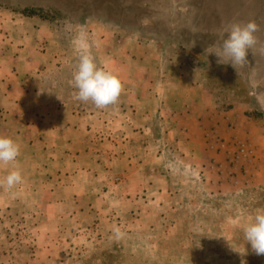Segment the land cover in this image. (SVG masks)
<instances>
[{
    "label": "rangeland",
    "instance_id": "obj_1",
    "mask_svg": "<svg viewBox=\"0 0 264 264\" xmlns=\"http://www.w3.org/2000/svg\"><path fill=\"white\" fill-rule=\"evenodd\" d=\"M24 8L42 9L47 17L31 18L50 27L60 61L43 88L52 80L51 88L75 105L72 111L124 109L130 99L124 92L105 108L77 100L73 74L81 45L105 71L106 48L129 43L178 58L195 80L210 85L212 102L222 101L229 114L221 131L205 132L206 150L215 157L205 171L173 150L167 205H158L153 189L127 199V190L115 189L99 205V219H77L49 191L1 189L0 264H264L244 233L264 214V0H0L7 16L23 18ZM248 22L258 30L247 62L235 68L227 58L219 63L215 53L222 52L231 27ZM5 115L0 101V125ZM59 211L68 217L57 219Z\"/></svg>",
    "mask_w": 264,
    "mask_h": 264
},
{
    "label": "crops",
    "instance_id": "obj_2",
    "mask_svg": "<svg viewBox=\"0 0 264 264\" xmlns=\"http://www.w3.org/2000/svg\"><path fill=\"white\" fill-rule=\"evenodd\" d=\"M114 44L101 60L105 72L119 78L129 101L117 113L74 112L75 105L51 88L52 80L43 88L46 75L60 64L50 27L0 13V101L7 116L0 136L20 148L15 162L0 163V190L8 188L4 178L19 171L22 182L13 188L25 187L30 195L49 191L58 206L70 205L69 217L92 214L97 220L99 205L115 189L127 190L126 199L139 189H153L158 205H167L173 198L167 166L173 150L201 171L215 158L206 150L205 132L221 131L229 113L222 111V101L212 102L210 85L160 50ZM235 113L243 118L244 113ZM115 178L122 182L115 184ZM59 212L57 219L68 217Z\"/></svg>",
    "mask_w": 264,
    "mask_h": 264
},
{
    "label": "clouds",
    "instance_id": "obj_3",
    "mask_svg": "<svg viewBox=\"0 0 264 264\" xmlns=\"http://www.w3.org/2000/svg\"><path fill=\"white\" fill-rule=\"evenodd\" d=\"M258 26L254 22L235 24L231 27L228 38L223 42L222 52L215 53L222 63L225 58L235 68L247 62L249 51L256 44L255 33ZM79 64L73 74V84L78 90L76 99L81 102L91 101L97 108H105L115 104L122 92V83L118 77L100 70L93 57L84 50L81 45ZM20 154L19 145L11 138L0 136V163L15 162ZM19 171H12L2 181L9 189L22 182ZM245 239L256 255H264V214H257L254 222L248 224L245 229ZM115 235L120 237L119 229H115Z\"/></svg>",
    "mask_w": 264,
    "mask_h": 264
},
{
    "label": "trees",
    "instance_id": "obj_4",
    "mask_svg": "<svg viewBox=\"0 0 264 264\" xmlns=\"http://www.w3.org/2000/svg\"><path fill=\"white\" fill-rule=\"evenodd\" d=\"M21 14L28 18H33L38 16L41 19H47L42 9L38 8H24Z\"/></svg>",
    "mask_w": 264,
    "mask_h": 264
}]
</instances>
